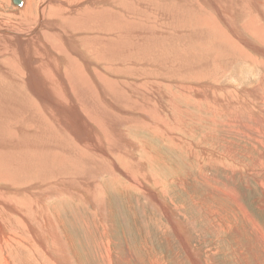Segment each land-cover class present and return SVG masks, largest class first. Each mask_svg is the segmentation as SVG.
Instances as JSON below:
<instances>
[{
	"label": "bare ground",
	"instance_id": "6f19581e",
	"mask_svg": "<svg viewBox=\"0 0 264 264\" xmlns=\"http://www.w3.org/2000/svg\"><path fill=\"white\" fill-rule=\"evenodd\" d=\"M23 1L12 0L18 9L0 0V264H11V249L30 253L23 263L72 264L68 251L57 246L51 255L35 228L41 231L49 222L46 202L63 194L77 199L79 193L104 211L94 197L105 175L117 184L123 178L163 211V203L135 178L141 171L148 180L150 172L135 155L142 151L145 158L133 129L179 139L173 128L184 121L176 114L183 110L174 105L171 88L200 96L197 105L207 104L208 111L217 104L215 109H230L237 118L238 93L231 91L228 107L227 98L210 94L229 90L215 74L221 75L230 55L264 68V0ZM195 37L203 44L197 41L190 54L201 61L205 76L186 65L188 51L177 53V44ZM208 47L224 55V63L203 54ZM186 74L195 77L185 81ZM197 81L198 90L191 87ZM33 246L40 249L36 259Z\"/></svg>",
	"mask_w": 264,
	"mask_h": 264
},
{
	"label": "rangeland",
	"instance_id": "374dc122",
	"mask_svg": "<svg viewBox=\"0 0 264 264\" xmlns=\"http://www.w3.org/2000/svg\"><path fill=\"white\" fill-rule=\"evenodd\" d=\"M10 3L18 8L12 0ZM197 41L203 44L200 37L187 38L185 44L176 45L177 53L188 51L186 65L198 67L205 76L201 61L190 54ZM203 54L224 63V55L214 54L211 47ZM231 56L221 75L215 74L220 78L217 83L229 90L224 88L221 95L210 97L227 98V106L234 99L232 92L238 93L241 109L237 118L232 119L230 109H215L217 104H211L214 109L208 111L207 104L197 105L200 96L171 88L174 105L183 110L176 114L184 121L178 126L172 123L176 126L173 136L179 139L172 141L149 130L133 129L145 149V158L142 151L135 155L146 160L145 170L150 172L148 180L141 177V171L134 173L135 178L142 180V187L150 189L166 208L160 211L153 207L138 188L123 178L117 184L104 175L100 178L101 190L94 197L104 211L79 193L77 199L63 194L46 202L49 222L41 231L38 225L35 228L48 247L68 251L72 264H197L191 261L184 245L201 264H264V68ZM218 65L211 66L221 69ZM187 75L185 81L195 77ZM197 84L190 85L198 90ZM243 85L245 88L240 89ZM128 136L133 140L130 131ZM100 212L105 213L102 216ZM167 213L173 219H168ZM9 235L19 241L25 238L18 232ZM102 245L105 247L97 249ZM35 247L32 255L36 259L40 249L35 251ZM9 253L11 264H32L22 262L30 254L27 250L11 249ZM40 255L44 261L46 256Z\"/></svg>",
	"mask_w": 264,
	"mask_h": 264
},
{
	"label": "crops",
	"instance_id": "0c3cea01",
	"mask_svg": "<svg viewBox=\"0 0 264 264\" xmlns=\"http://www.w3.org/2000/svg\"><path fill=\"white\" fill-rule=\"evenodd\" d=\"M166 207V206H165Z\"/></svg>",
	"mask_w": 264,
	"mask_h": 264
}]
</instances>
